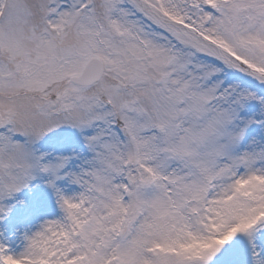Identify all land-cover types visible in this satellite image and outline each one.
<instances>
[{
  "label": "snow or ice",
  "instance_id": "6c2138e0",
  "mask_svg": "<svg viewBox=\"0 0 264 264\" xmlns=\"http://www.w3.org/2000/svg\"><path fill=\"white\" fill-rule=\"evenodd\" d=\"M0 264H264V0H0Z\"/></svg>",
  "mask_w": 264,
  "mask_h": 264
}]
</instances>
